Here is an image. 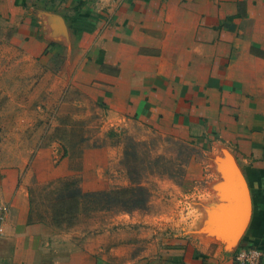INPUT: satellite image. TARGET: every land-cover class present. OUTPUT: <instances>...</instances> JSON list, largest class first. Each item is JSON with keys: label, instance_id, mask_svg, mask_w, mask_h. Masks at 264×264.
Returning <instances> with one entry per match:
<instances>
[{"label": "crops", "instance_id": "0c3cea01", "mask_svg": "<svg viewBox=\"0 0 264 264\" xmlns=\"http://www.w3.org/2000/svg\"><path fill=\"white\" fill-rule=\"evenodd\" d=\"M0 27L2 42L60 59L67 82L115 114L211 140L250 196L245 222L230 175H193L147 210L59 233L31 218L24 166L3 163L0 264H236L241 247L264 252V0H0Z\"/></svg>", "mask_w": 264, "mask_h": 264}, {"label": "rangeland", "instance_id": "374dc122", "mask_svg": "<svg viewBox=\"0 0 264 264\" xmlns=\"http://www.w3.org/2000/svg\"><path fill=\"white\" fill-rule=\"evenodd\" d=\"M8 34L0 27V164L24 166L32 219L59 233L90 232L116 213L147 210L164 186L224 175L212 166L230 157L211 140L115 114L67 82L60 59H29L2 42Z\"/></svg>", "mask_w": 264, "mask_h": 264}, {"label": "water", "instance_id": "95a60500", "mask_svg": "<svg viewBox=\"0 0 264 264\" xmlns=\"http://www.w3.org/2000/svg\"><path fill=\"white\" fill-rule=\"evenodd\" d=\"M232 159L233 158L230 157L231 162L226 164L224 174L227 173L228 176L230 175L229 194L233 195L232 191L237 194L239 208L238 215L246 222L250 214V196L246 181L236 165V162H233Z\"/></svg>", "mask_w": 264, "mask_h": 264}, {"label": "built area", "instance_id": "2783aa9c", "mask_svg": "<svg viewBox=\"0 0 264 264\" xmlns=\"http://www.w3.org/2000/svg\"><path fill=\"white\" fill-rule=\"evenodd\" d=\"M4 216L0 214V232L3 231ZM264 252L257 247H241L235 255L234 261L236 264H262Z\"/></svg>", "mask_w": 264, "mask_h": 264}, {"label": "trees", "instance_id": "16d2710c", "mask_svg": "<svg viewBox=\"0 0 264 264\" xmlns=\"http://www.w3.org/2000/svg\"><path fill=\"white\" fill-rule=\"evenodd\" d=\"M147 202V201H146ZM147 203H145V204H143V203H140V204H137V205H134V207H132L133 209L135 208H143V207H145V205H146Z\"/></svg>", "mask_w": 264, "mask_h": 264}]
</instances>
